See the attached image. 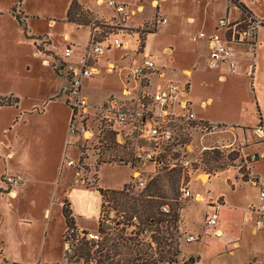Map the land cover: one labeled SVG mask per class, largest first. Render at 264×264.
<instances>
[{"label": "crops", "instance_id": "1", "mask_svg": "<svg viewBox=\"0 0 264 264\" xmlns=\"http://www.w3.org/2000/svg\"><path fill=\"white\" fill-rule=\"evenodd\" d=\"M22 1L19 3L18 0L17 2L16 0H1L4 3H0V19L4 20L7 28L9 25L12 33L15 34L11 38L15 41V45H22L24 42L31 43L29 39H24L22 25L15 18V13L19 14L21 18L24 17ZM120 1L127 3L131 7L140 8V12L136 13L131 19L133 20V24L126 22V26L130 24L137 27L142 25L144 21L159 15L166 17L164 24L167 25L170 16H172L170 7L168 9L167 6L164 8V6L160 5L166 0ZM219 1L207 0L205 6ZM239 1L246 6L250 13L264 19V10L254 5L252 3L253 0ZM258 1L259 4L264 3V0ZM79 2L97 18L103 17L108 21L118 20L113 9L107 7L105 3H99L97 0H79ZM222 2V7L217 6L216 8L212 7L210 9L208 12L210 14L208 15L207 13L206 18L202 20L195 34H190L191 32L187 30V39L189 41L198 40L197 33L199 31L210 32L219 17L228 15L231 18H235L241 15V11L233 2L230 0H222ZM68 5L69 1L66 5L65 12ZM64 18L65 13L62 16L61 22H64V26L66 27L62 33L66 38H71L72 29L85 28V43L83 42L81 48L76 53H72V56L68 59L69 63H76L85 51L91 33V26L66 22ZM184 21L188 24H193L196 22V18L193 15H186ZM47 23L50 28L56 26V22L52 18H49ZM160 27L156 32L147 34L143 52L151 54L158 66H164L169 77L183 79L184 77L180 72L182 70L189 71V97L193 103V109L198 119L206 123L221 125L228 129L232 128L236 137L245 138L249 142L244 147V151H257L262 153L264 151V141L258 138L253 131L257 125L264 127V101L259 100L258 91L254 95V99L257 98V103H253L254 107H252L253 111L251 113L243 108H227L223 109L220 113H212V105L220 102V93L197 90L199 92L192 93V95L190 92V87L192 85L194 87L192 79L195 69H200L201 72L205 73L198 74L195 77L197 84L206 85L211 78H216L219 83L229 86L232 83H236V81L239 83L243 78H248L251 82V87H253L257 60L259 59L260 62L264 61V32H262V28L259 31L258 45L253 59L250 60L249 54L246 52H238L237 73L227 74L221 77L220 70L205 67L208 49L204 39H199L202 40L203 52L195 48L187 49L188 52L190 51L188 53L190 66H182L179 64L167 65L165 58L161 59L158 55H153L149 51L148 38L159 32ZM48 34H41L42 37L48 40L47 45L42 50L36 47L37 42L35 39L31 44L34 48L33 56L42 65L49 68V73L46 77L52 78L55 88L52 94L44 97L47 101H37L30 98L32 102L25 104L24 102L29 95L22 94L15 89V84L19 83L18 79L21 77L20 74L16 70H12L0 76V83H5L6 87L8 84L11 86L6 91H0V97H12V100L17 98L16 102L0 105V136L3 137L0 138V153L5 160L3 169H0V264H43L40 255L46 247V236L50 232V228L57 221L62 226V232L65 227L64 217L61 212L64 198L69 202L75 226L79 229L96 230L101 214V195L95 186H86L82 180L76 179V168L69 175L68 170L71 168V165L67 164V159H72L67 157L70 141V135L68 134L70 115L66 117V112L61 118L62 121H55L56 129L54 131H49L47 134H43V132L42 134L34 133L33 128L29 131L28 144L29 146H34L32 152L34 166L30 167L27 165L24 169L15 163L10 165L11 161H8H13L15 158H17V161H22V158L25 160L27 155L24 154V157H22L19 144L20 131L23 123H31L32 127H34L32 123H35V118L44 116L47 112L46 110L48 112L51 111V106L57 104L56 102H58L57 99L59 96L52 95L59 92V90L62 91L66 84L65 63H62L60 59L62 47L57 51L54 50L51 42L53 35L51 32ZM124 40L127 44V40ZM6 42L11 41L5 39ZM5 43L3 44L6 46ZM126 44L119 49L113 48L106 51L97 61L98 73L90 78H85L83 84L86 83L90 88L98 90V87L100 88L104 85L105 81L109 82V80L118 79L121 84V91L123 74L126 68L140 62L142 58L141 53H133ZM167 48H170L169 53H165ZM160 49L161 54L169 56L170 58L174 54V49L169 44H164ZM56 56H58L57 60ZM200 61L204 64L202 68L197 67ZM108 62H116L118 70L112 73L107 72L105 66ZM250 62L253 64L251 75L246 73L247 65ZM26 69H29L28 64H26ZM100 73L105 74V81L98 82L96 76ZM110 90L109 94H113L110 92L115 89L110 88ZM58 125L59 127H57ZM218 137L219 135H215L213 139H208L207 143L217 141ZM194 140L195 142L201 143L203 138L201 140L194 138ZM201 145L202 147L212 146L211 144L205 145L203 142ZM106 165L108 164L102 163L98 165L97 183L95 185L102 188H121L129 178V167L127 166L129 172L125 180L114 185H103L98 183V177L102 168ZM150 165L149 163H144L143 167L150 168ZM250 172L264 177V158L257 159L251 165ZM4 174H20L23 177L22 183L15 187L13 195L8 194L4 189L5 185L2 181ZM198 174L199 171L195 172L193 179L198 177ZM191 188L194 192L205 194L206 191H209V194L213 197H220L222 201L219 209L218 223L220 235L217 236L209 233L203 235L197 241L186 242L184 240L185 242L182 243L183 247L181 248L180 259L177 264H182L191 256L195 258L193 264H251L253 260L264 264V229L253 231V216L248 212V206L257 201L258 189L246 182L245 178L239 175L235 167L221 169L215 175L207 174L205 181L196 178L191 183ZM206 210L207 206L201 200H188L181 208L182 222L180 228L185 235L202 232L203 217ZM88 219L95 220L94 227L89 226L85 222ZM51 263L59 264L57 260H53ZM60 264H63V262L61 261Z\"/></svg>", "mask_w": 264, "mask_h": 264}, {"label": "built area", "instance_id": "2", "mask_svg": "<svg viewBox=\"0 0 264 264\" xmlns=\"http://www.w3.org/2000/svg\"><path fill=\"white\" fill-rule=\"evenodd\" d=\"M113 9L118 18L117 24L123 25L124 21L140 12L139 7H131L120 0H97ZM166 22V17L155 16L149 23L141 28L158 29ZM116 23V22H115ZM114 24L112 21H100L91 26V33L83 55L76 63H69L72 48L66 45L62 48L60 56L65 63L66 84L64 92L71 98L66 104L71 110L68 124V134L79 136L83 142L93 139L97 141L96 156L102 159L101 163H114L125 165L130 169V175L120 190L135 195L141 192L150 178L148 173H159L163 169L175 167L178 158L183 154L185 141L193 136V132L210 135L231 129L220 128L198 119L189 97V71L182 70L183 79L167 76L164 66H158L151 54L142 52L141 61L126 68L123 74V86L120 94H109L101 101L91 103L82 93L83 81L98 73L97 61L110 49H119L126 43L123 31L106 32L101 35L102 25ZM264 27V19L250 12L241 13L240 16L231 18L228 15L219 17L210 32L199 31L197 38L204 39L207 44L205 67L218 69L221 77L227 74H236L238 70V52L248 53L253 59L260 29ZM149 33V32H146ZM170 48L165 50L169 53ZM253 64L247 65L246 73L251 75ZM105 70L109 73L118 70L116 62H108ZM80 124V127L77 125ZM254 134L264 141V127L257 125ZM79 145V142H77ZM245 138H241L237 147L232 150L238 152V163L234 166L245 181L258 189L257 201L248 206V212L253 216V231L264 229V177L250 172L251 165L259 158H264V151L246 152L248 145ZM218 147V146H216ZM211 148V147H209ZM213 149L215 147H212ZM144 163H149L152 169L146 170ZM180 163L183 162L180 160ZM71 166L79 165V160L67 159ZM184 173L192 178L196 170L187 163ZM78 170L77 173L78 174ZM146 174V175H145ZM209 174V173H208ZM2 181L5 191L13 195L15 187L20 185L23 177L20 174H4ZM180 199L201 200L207 206L203 217L201 233L186 234L184 240L193 242L209 233L220 235L218 230L219 209L222 205L220 197H213L206 191L205 194L194 192L185 182L180 186ZM101 216L107 225L114 227L130 228L137 231L140 227L139 216L129 213L125 208L114 207L107 198H101ZM159 211L168 215L170 209L166 203L159 205ZM148 236L149 229L143 230ZM75 239L64 242L65 249L70 250L72 244L84 238L92 242L94 248L102 239V234L97 230L76 229ZM79 264V263H78ZM251 264H261L253 260Z\"/></svg>", "mask_w": 264, "mask_h": 264}, {"label": "rangeland", "instance_id": "3", "mask_svg": "<svg viewBox=\"0 0 264 264\" xmlns=\"http://www.w3.org/2000/svg\"><path fill=\"white\" fill-rule=\"evenodd\" d=\"M68 1L70 0H23V8L24 11V17L22 19V29L24 31V39H29L30 42H24L22 45H15V41L11 39L15 36L14 33H12L9 25L7 28L6 22L2 19H0V76H2L5 72H11L12 70H16L20 74V78L18 79L19 83L15 84V89L18 90L20 93H25L29 95V97L25 100V104H29L32 102L30 98L37 101H42L47 99H44V97L48 94H52L55 91V88L53 86L52 78L46 77L49 73V68L42 65L40 61H38L35 56H33V45H31L35 41L37 42L36 47L42 50L45 45H47V38L42 37L41 34H47L51 32L52 38L51 42L53 44L54 50H59L61 47L63 48L66 45H70L72 48L73 53H76L77 50L81 48V44L85 43V28H79V29H72L71 30V38H66L62 33L64 28V22H61L62 16H64L66 5L68 4ZM207 0H166L165 2H162L160 5L164 6V8L167 6L170 12L172 13V16H170L169 22L167 25H163L160 27L159 32H157L155 35L150 36L148 38V46L149 51L153 53V55H158L159 58L166 60L167 65H175L179 64L182 66H190V57L188 56V50L190 48H195L199 51L204 50L202 40H196V41H189L187 39L188 33L195 34L198 31V28L200 26V23L202 20H204L207 16V13L210 11L212 7H220L223 5L222 0L219 2L211 3L209 6H205ZM231 1V0H230ZM239 1V0H237ZM5 2V1H4ZM3 2V3H4ZM17 2V0H16ZM233 2V1H231ZM0 3L1 0H0ZM2 3V4H3ZM254 5H257L262 10H264V3H260L258 0H253L252 2ZM1 5V4H0ZM82 5V4H81ZM160 6V7H161ZM82 7H84L82 5ZM222 7V6H221ZM84 9H87L84 7ZM89 10V9H88ZM89 12L92 14V17L96 19L97 22L104 21L106 18H97L93 13L89 10ZM210 13H208L209 15ZM186 15H193L196 18V22L193 24H188L186 21H184V18ZM21 17V16H20ZM52 18L56 22V26L53 28L48 27V19ZM132 17L124 23L128 22L133 24V20H131ZM153 19V18H152ZM149 19L147 21L143 22L144 27L148 25V23L152 20ZM108 21V20H107ZM114 24L111 25H102L101 29V35L104 36L106 32H119L120 30L124 33V39L127 40L128 47L133 53L140 54L144 51L145 47V39L147 37V34L156 32L158 29H145L141 28V26H133L125 24L120 25L117 24V19L112 21ZM116 22V23H115ZM178 23V25H177ZM262 32H264V27H262ZM149 32V33H146ZM185 32V33H184ZM40 34V35H39ZM6 40H10L11 42H6ZM5 43L6 46L3 44ZM30 43V44H29ZM164 44H169L174 49V54L170 58L169 56H166L164 54L160 53V48ZM35 47V49H36ZM18 55V56H17ZM246 56H248L246 54ZM58 56H56L57 60ZM61 60L63 59L60 56ZM37 62H39L37 64ZM26 64L29 65V69H26ZM203 62L198 63V68L203 67ZM200 69H195L193 72V79L192 83L193 85L190 87L191 94H195L199 92L200 90H204L205 92H213V93H220V102L214 103L211 107L212 113H220L223 109L231 108V109H238L243 108L246 109L247 112H252L253 109V103H257V98L254 99L255 92L258 91V98L260 101H264V61L260 62V60H257L256 63V71L254 73V85L251 87V82L248 78H243L241 81H236V83H232L231 85L227 86L226 84L219 83L216 78H211L207 82L206 85L197 84L195 81V77L198 74H202ZM205 74V73H203ZM99 81H105V74L100 73L96 76ZM95 77V78H96ZM117 80V81H116ZM116 80H109V82L104 83L100 88L98 87V90H94L87 86L86 83L82 86V93L88 98V101L91 103L99 102L101 99L109 95L110 88L115 89L114 91L110 92L113 94L118 95L120 93V86L118 79ZM201 80V79H200ZM58 81V80H56ZM94 81V80H93ZM92 85V84H91ZM200 85V86H199ZM199 86V88H198ZM9 84L6 87L5 83H0V91H6L9 89ZM93 87V86H92ZM119 87V88H118ZM237 90H236V89ZM232 89V90H231ZM199 90V91H197ZM239 90V91H238ZM111 91V90H110ZM192 94V95H193ZM191 95V96H192ZM52 96H59L56 102L57 104L52 105V110L44 114V116L35 118L34 127H32L31 123H23L22 129L20 131V148H21V154L22 157H24V154L27 155L25 160L22 158V161H17V158H15L13 161H11V164H16L17 166L21 168H26L25 166L29 165L34 166V158L32 155V152L34 150V146H29V137L30 134L29 131L31 128H33L34 133H40L47 134L49 131H54L56 129L55 123L59 120L62 121V117L64 113L66 112V117L71 115V110L69 106L66 104V100L71 98L70 94H66L64 90L55 93ZM7 98V97H5ZM9 100H12V97H8ZM254 100V101H253ZM195 103V102H194ZM216 105V106H215ZM3 117V116H2ZM56 121V122H55ZM80 127V124L77 125ZM59 127V125L57 126ZM218 127L223 128V126L219 125ZM197 135V136H196ZM215 135H219L217 141L209 142L207 143L208 139H213ZM195 136V137H194ZM76 137V138H74ZM0 138H3L0 136ZM194 138L202 139V142L205 145H212L211 148L209 147H202V142H195ZM241 138H238L233 133L232 129L224 132H216L210 135H203L199 131L193 132V136L187 139L185 141L183 154L181 157L178 158L177 165L175 167H172L171 169H178L180 168L182 172L184 173V165L185 163L188 164V166H191L194 170L199 171L197 179H201L202 181H205L207 178V174H213L215 175L216 172H218L221 169L229 168L231 166H234L238 163V160L236 159L238 152L235 150H232L233 147H237V143ZM5 140V139H3ZM77 142H79V145H76ZM22 142V145H21ZM249 144V143H248ZM218 146V147H216ZM212 147H215V150H218L220 152V158L216 160L211 161H205L204 158L206 157L204 155L203 151H210L206 149H213ZM98 145L96 139L83 142L81 138L78 136H74L70 134V141L68 145V151H67V157L72 158L76 161L79 160V165L77 166L76 170H78V174L76 176V179L82 180V182L86 186H93L97 183V170L98 165L102 164V159L98 158L96 156ZM1 152V151H0ZM4 152V149H3ZM210 154V153H209ZM211 155V154H210ZM21 159V157H20ZM32 159V161H31ZM180 160L183 162V164L180 163ZM29 161V162H28ZM4 158L3 155L0 153V169H3L4 167ZM18 162V163H17ZM28 162V164H27ZM108 164V163H106ZM75 166H71V168L68 170L69 175L74 172ZM146 170L152 169V166L150 165V168H144ZM169 169H163L159 173H148L150 178L148 181L156 176V175H164L166 171ZM129 169L125 165H117L114 163L108 164L104 166L100 172V175L98 177V183L103 185H114L122 180H125L128 176ZM146 175V174H145ZM187 178H182L179 180V182L172 188L169 186L168 180H166V177H163L161 182L159 183L162 187V193H159V195H156V201L157 204L166 203L170 209V212L168 215L161 214L159 211V205L158 209L155 208V211L160 213L155 214L154 217H160L162 219L161 224L153 223L152 225L147 226L146 224H141V227L147 226L149 230L151 231L150 234L155 232L156 226L160 225L161 227H166L167 223L170 224L169 231H172L173 238L176 240L177 243V249L178 253L175 255H172L171 258L174 259L172 264H177L178 260L180 259L181 255V248L183 247L182 243H184V237L185 234L181 230V222H182V211L181 208L187 203L189 199H180V186L181 184H184L185 182H189V186H191V183L194 182V177L192 176H186ZM147 181V182H148ZM105 198L109 199L114 205V207H121L120 205L116 204L112 197L108 194L105 196ZM67 200L66 198L63 199ZM63 205V202H62ZM122 208V207H121ZM175 209L176 212V218L173 216V210ZM129 213L131 211H128ZM137 214V213H136ZM141 218L142 223L143 222V216L139 215ZM89 226L94 227L95 220L94 219H88L85 221ZM107 225L105 222H103V228ZM122 228L121 226H118L116 229ZM124 228V232H126L127 235H134V231H131L130 228ZM62 226L59 221H57L54 226L50 228V232H48L46 236V247L42 251L40 258L41 262L43 264H53V260H57L60 264L62 261L63 264H70V262H73L72 264H83V259L81 258L79 261H74V258L69 259V255L72 254L71 250H66L64 242L70 239L69 234L70 231L66 230L64 227L63 232L61 231ZM97 230V228H96ZM139 231V230H137ZM135 231V232H137ZM141 237H144V241L146 243L150 242L152 251L154 252V258L156 260H153V262H150L148 264H167L166 262L157 261V258L160 255L159 251H156V243L151 241L150 236L144 235V233H140ZM129 244V242H128ZM129 247L131 249L119 246L120 253L116 255V258H121L125 260L126 258L130 257L131 255L134 257L133 248L135 249V246L133 244H129ZM164 250L163 252L167 250V246H163ZM171 250L173 248H170ZM186 249V247H184ZM183 249V250H184ZM168 255V254H167ZM170 257V256H169ZM156 261V262H155ZM138 264H143L140 258H136L135 260ZM252 262V261H251Z\"/></svg>", "mask_w": 264, "mask_h": 264}, {"label": "trees", "instance_id": "4", "mask_svg": "<svg viewBox=\"0 0 264 264\" xmlns=\"http://www.w3.org/2000/svg\"><path fill=\"white\" fill-rule=\"evenodd\" d=\"M233 3L239 8L241 13L249 12L246 6L237 0H231ZM20 3L21 0H18ZM14 12V9H13ZM15 18L22 25V19L19 14L15 13ZM64 21L74 23L77 25H95L98 24L96 19L92 17V14L88 9H84L82 7L79 0H70L67 10L65 12ZM17 98L13 100H9L8 97H0V105L9 104L11 102H16ZM210 151H203L205 161L216 160L220 158V152L215 149H206ZM211 155H210V154ZM166 177L168 180L169 186L174 187L179 180L182 178L186 179V174L182 172L180 168L169 169L164 173V175H156L152 177L146 184L145 188L135 194H128L120 189H112V188H95L98 190L101 198L103 199L107 194L112 197L113 201L120 205L122 208H125L127 211H131L130 213H137L138 216H143V222L139 216V231L135 232L133 236H129L124 232V228L116 229L118 227L105 225L103 228L104 218H102L101 214L99 216V220L97 223V231L102 234V239L99 241L98 246L94 248V244L81 238L77 242L72 244L70 250L72 254L69 255V259L74 258V261H79L81 258L83 259V264H138L135 262L136 258H140L143 264H148L156 260L154 258V252L152 251L151 243H146L144 241V237H141L140 233H144L143 230L147 226L152 225L153 223L161 224L162 219L160 217H154L155 214L159 216L162 214L155 211V208L158 205L156 201V195L162 193V187L160 186V182ZM102 205V204H101ZM62 215L65 221V228L69 230V236L75 239V233L73 232L76 229L74 218L71 213V209L69 206V202L67 200L63 201L62 205ZM173 216L176 218L175 209L173 210ZM141 224H146L147 226L141 227ZM170 224L167 223L166 227H161L160 225L156 226L155 232L149 234L151 241L156 243V251L160 252L157 261L166 262L167 264H172L174 259L171 258L172 255L178 253L176 240L173 238L172 231H169ZM85 231V230H84ZM144 235L148 236L146 233ZM133 244L135 249L133 248L134 257L131 255L125 260L121 258H116V255L120 253L119 246L131 249L129 244ZM163 246H167L166 251H162L164 249ZM170 248H173L172 250ZM168 254V255H167ZM170 256V257H169ZM195 261L194 257H188L182 264H193ZM156 262V261H155ZM73 262H70L72 264Z\"/></svg>", "mask_w": 264, "mask_h": 264}]
</instances>
